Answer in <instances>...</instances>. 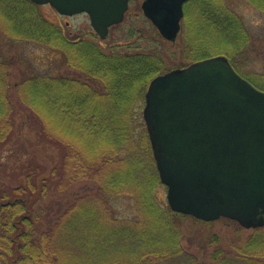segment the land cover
Listing matches in <instances>:
<instances>
[{
    "label": "trees",
    "instance_id": "16d2710c",
    "mask_svg": "<svg viewBox=\"0 0 264 264\" xmlns=\"http://www.w3.org/2000/svg\"><path fill=\"white\" fill-rule=\"evenodd\" d=\"M210 1L201 15L214 9L215 16L205 26H193L197 20L185 8V53L175 65L223 54L241 73L236 59L249 40L245 25L220 0ZM254 1L264 8V0ZM39 9L30 0H0L4 35L50 45L77 74H59V64L55 68L52 62L45 71L21 73L13 83L16 62L0 54V151L16 135L20 110L30 114L40 142L59 148L50 170L33 161L19 176L0 181V264H213L179 245L180 227L173 218L185 214L155 197L161 179L152 151H142L150 153L152 163L138 156L141 145L135 152L133 104L145 99L152 78L174 65L167 66L158 51L106 52L92 40L71 39ZM211 29L216 38H210ZM246 77L264 90V75ZM76 183L90 188L64 196V210L54 212V194ZM125 197L135 201L134 218L111 209L113 199ZM253 230L237 255L215 251V264H264V226Z\"/></svg>",
    "mask_w": 264,
    "mask_h": 264
},
{
    "label": "water",
    "instance_id": "95a60500",
    "mask_svg": "<svg viewBox=\"0 0 264 264\" xmlns=\"http://www.w3.org/2000/svg\"><path fill=\"white\" fill-rule=\"evenodd\" d=\"M66 15L87 12L105 39L130 0H32ZM187 0H146L160 33L177 37ZM144 121L161 182L174 212L205 221L225 216L264 226V90L225 55L196 60L152 78Z\"/></svg>",
    "mask_w": 264,
    "mask_h": 264
},
{
    "label": "rangeland",
    "instance_id": "374dc122",
    "mask_svg": "<svg viewBox=\"0 0 264 264\" xmlns=\"http://www.w3.org/2000/svg\"><path fill=\"white\" fill-rule=\"evenodd\" d=\"M145 1L146 0H130V6L124 21L112 26L105 39L94 30L90 15L86 12L64 15L50 4H40V12L38 13L44 16L49 22H53L57 26L62 27L69 38L92 40L97 42L103 51H119L123 53L158 51L164 56L162 58L165 59V64L167 66L174 65L167 71L178 67H184L176 66L175 64H179L183 61L182 56H184L185 53L183 47L187 38L185 32V18L183 17L181 20V29L177 37L174 39L165 38L152 21L147 18L143 8ZM204 2L211 1L187 0L185 2L184 8H188L191 20H197V25L194 23L193 26H205L207 25L206 22L215 16L212 12L214 9L211 11L207 10L205 14H203L205 17L201 15V8ZM220 2L232 10L236 16L238 15V17H240L246 28L247 40L249 38L246 43L247 46L243 49H239V57L236 59L238 62L237 65H239L242 73L241 75L260 79L262 75H264V8L258 6L254 0H220ZM192 23L193 22L190 21V25H188L189 28H192ZM152 24L156 28H152ZM3 31L4 30L0 27V54H5L8 59L16 62L11 71L12 75H10L13 83L19 79L21 73L27 72L30 69L45 71V69H49V64L52 62L55 68H58L57 64H59L57 70L59 74H77L72 73L73 71L64 63V57L59 58L61 56L59 50L54 52V49H52L50 45L44 43H22L12 41L4 35L5 31ZM208 32L210 38L217 37V33H214L212 29ZM192 62L194 61H188L185 66ZM144 106L145 99H140V97L133 104V137L135 140V152L139 151V147L142 146V149H140L141 152H137L138 156H141L143 159V161L141 160L142 162L152 163L153 161L151 160L150 153L146 156L142 152L143 149L147 151H151L152 149L150 137L146 139L147 141L143 140V134H145L144 130L147 131L143 116ZM29 115L28 112L23 110L17 113L15 117L17 127L16 135L13 140L6 144L4 149L0 151V163L3 164L0 165V181L3 178L7 179V175L9 177L12 173L18 174L19 176V174L23 173L25 170L24 166L31 164L33 161L41 164L44 168H48V170H50L54 164H57L59 153L58 145L53 144L55 142H48L42 136L41 137L47 143L39 141L37 136L38 133ZM145 169L148 168L144 167L143 171H145ZM161 181L157 182L153 192L159 202L163 205L165 203L166 205L168 204L167 186ZM81 186L83 185L76 183L74 188L70 191L54 194L50 205V207L53 208L52 210H54V212H57L60 208L64 210V206L67 204V199L64 196H74L75 194L83 192L82 188H90V184L84 187ZM110 206L111 209L113 208V210H115L116 215L122 218H134V216L137 215L134 214L136 204L133 199L127 197L116 200L113 199ZM173 220H175V222H177L176 224L180 227L179 232H181V234L178 242L179 245L199 261L213 264H215L213 260L215 251H221L224 255H237L238 250L254 231L253 228L247 229L238 221L230 218L226 219V217H221L212 221H203L191 215H176Z\"/></svg>",
    "mask_w": 264,
    "mask_h": 264
}]
</instances>
